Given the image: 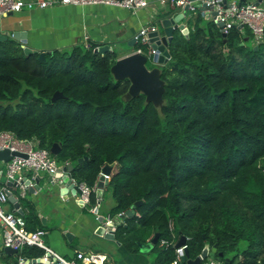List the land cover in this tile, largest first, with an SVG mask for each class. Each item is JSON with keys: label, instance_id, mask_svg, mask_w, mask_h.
Masks as SVG:
<instances>
[{"label": "trees", "instance_id": "trees-1", "mask_svg": "<svg viewBox=\"0 0 264 264\" xmlns=\"http://www.w3.org/2000/svg\"><path fill=\"white\" fill-rule=\"evenodd\" d=\"M191 23L187 36L174 29L160 65L159 107L143 93L123 97L129 80L113 77L118 55L94 50L99 42L55 48L43 60L12 37L0 39V130L48 149L57 143L52 155L89 186L108 164L110 214L140 212L116 226L128 249L158 233L153 250L171 264L174 246L160 239L183 234L192 258L216 243L230 264H264V40L256 44L238 27L223 35L199 15ZM56 90L63 96L53 101ZM94 202L91 191L87 208ZM22 215L27 228L42 227L31 207ZM20 252L36 257L43 249Z\"/></svg>", "mask_w": 264, "mask_h": 264}, {"label": "crops", "instance_id": "crops-1", "mask_svg": "<svg viewBox=\"0 0 264 264\" xmlns=\"http://www.w3.org/2000/svg\"><path fill=\"white\" fill-rule=\"evenodd\" d=\"M148 1L147 6L136 9L106 4L70 3L24 7L12 14L1 15L0 31L24 32L25 42L36 50H45V54L55 48H68L77 42L88 45L91 41L99 42L98 46L108 44L113 50H117L119 57L134 50L133 35L143 23L149 20L156 22L157 25L159 23L158 27L162 33L159 18L178 13L177 10H171L156 0ZM198 15L204 20L212 19L200 11L194 13L188 11L178 21L186 27V33H183L185 36L193 28L190 21ZM162 64L164 62H157L158 66ZM66 180L50 184L49 174L39 171L36 189L27 190L25 198L19 200V208L23 213H28L30 207L36 212L45 230L43 238L49 246L65 257L74 256L76 250L105 252L108 254L106 264H161L157 259L158 252L153 250L151 241L153 232L147 236V240L138 242V247L134 250L128 249L119 240L117 228L113 238L96 232V226L99 224L96 213L105 216L111 212L114 204L108 182L103 187L96 185L93 190L95 202L91 206L97 204V199L99 204L97 209H90L87 208L88 204L79 203L75 190ZM98 180L99 176L97 183ZM13 205L10 202L6 208L12 209ZM112 219L115 224L123 220L115 215H112ZM1 250L3 249L0 245ZM14 258L15 255L6 258L0 252V264H11Z\"/></svg>", "mask_w": 264, "mask_h": 264}, {"label": "built area", "instance_id": "built-area-1", "mask_svg": "<svg viewBox=\"0 0 264 264\" xmlns=\"http://www.w3.org/2000/svg\"><path fill=\"white\" fill-rule=\"evenodd\" d=\"M156 1L166 5L171 10L175 9L182 12V16L188 11H191V13L200 11L206 17H211L223 34H227L232 28L238 27L241 30L248 29L256 44L264 40V0ZM148 2V0H0V15L9 11H19L24 7H45L54 4H106L136 9L147 6ZM185 6L187 8L183 12ZM191 15L189 14V16ZM161 20L162 18H159V21ZM183 28H186L184 24ZM156 30H159L156 22L149 20L143 23L133 35L136 45L134 51L145 54L147 58H152L154 53L160 52L152 46L150 40V33ZM98 47L95 46L94 49L98 50ZM169 57L170 55L167 60ZM3 148L10 151V158L7 160L0 159V162H6L5 171L0 168V245L1 249L5 246L16 249L15 258L11 264H35L36 262L45 264L54 262L61 264H106L108 254L100 251L76 250L72 257L63 256L45 242L43 238L45 230L42 227L27 228L26 220L19 208V200L25 198L27 190H30L31 187L33 191L36 189V179H38L39 171H45L49 174L50 184L62 182L63 179H70L73 190H75L74 186H77L80 190L79 192L75 191V193L81 205L89 203L90 193L96 187L97 181L94 186H89L85 181L77 180L69 173V170L63 168L70 163L69 161L58 164L50 149L38 146L36 139L20 138L11 130H0V149ZM104 178L108 181L110 174L105 173ZM10 196L13 197V200L10 199ZM10 202L14 204V207L7 209L6 205ZM98 204L99 199H97V204L91 206L90 209L98 207ZM133 212L140 216L139 211L132 210ZM118 215L122 218L126 213L122 211ZM96 219L99 225L114 235L117 224L114 223L110 213L105 216L96 213ZM121 222L123 220L119 223ZM169 228L173 230V220L169 221ZM176 242L175 240L170 242L165 238H161L159 242L162 246L169 244L174 246V257L171 264H180L187 248V243L175 246ZM27 245H36L42 248L43 254L36 257L25 256L20 250ZM200 264H223V262L215 257H206L201 260Z\"/></svg>", "mask_w": 264, "mask_h": 264}, {"label": "water", "instance_id": "water-1", "mask_svg": "<svg viewBox=\"0 0 264 264\" xmlns=\"http://www.w3.org/2000/svg\"><path fill=\"white\" fill-rule=\"evenodd\" d=\"M226 1V0H225ZM187 6L183 8V12H185V9ZM12 11L7 12L4 15L12 14ZM1 16V15H0ZM182 17V12H178L173 17H162L161 20V26H162V33L159 30H156L154 32H151L150 40L152 41V46L157 48L158 51L153 54L152 60L156 62H164L167 60V57L170 55L168 50V44L172 38V34L175 28L180 29L182 33L186 32V28H183L182 23H178L180 18ZM11 36L14 39L20 41L22 43V47L25 53H31L38 51V58L39 59H45V50H36L29 46L25 42L26 35L24 32H17L13 31L12 33H5L3 31H0V39L5 38L6 36ZM225 35V34H223ZM134 41V39H133ZM255 47H257L255 45ZM100 51L112 49L108 44H102L98 47ZM96 50V49H94ZM147 56L143 53L137 52V51H131L123 56H119L116 58V60L111 64L110 71L115 79H122V78H128L129 85L126 90V92L123 94V97L125 99H129L131 97L137 96L140 93H143L145 95V100L147 102H152L155 106L159 107L163 103V97L162 94L165 90V80L161 77V67L158 65L155 66H148L146 64L147 62ZM63 96L62 92L59 90L54 91V93L51 96V100H56L57 98ZM50 151L53 154H57L59 151V146L57 143H53L50 147ZM16 153V152H12ZM10 158V151L7 148L0 149V159L7 160ZM81 160V158H79ZM72 167V164L69 163L65 165L63 168L70 170ZM110 173V166L108 164H105L101 168V173L99 175L98 180V187H103L105 183H107V179L104 178V174ZM37 180V179H36ZM70 186H72L70 179L66 180ZM75 191H80L77 186H74ZM32 187L30 188V190ZM99 191V190H98ZM10 199L13 200V197L10 196ZM141 203L140 200L136 201L135 204L137 205ZM97 209V206L95 207ZM132 210H127L126 214H131ZM96 232L99 235H103L108 238H113V234L110 232H107L105 228L101 225L96 226ZM67 232V236H68ZM159 234L155 233L151 239L152 242H155L158 238ZM186 243V237L182 234L180 235L178 241L175 243V246H179ZM3 252L7 254H14L16 252L15 248L5 246L3 248ZM206 257H215L218 260H222L223 264H230V257L224 256L223 251H217V244L215 243L213 246H209L208 244H205L202 248L201 252L195 256L190 257L188 249L186 248L184 255L181 258V264H200L201 260ZM52 264H61V263H52Z\"/></svg>", "mask_w": 264, "mask_h": 264}, {"label": "rangeland", "instance_id": "rangeland-1", "mask_svg": "<svg viewBox=\"0 0 264 264\" xmlns=\"http://www.w3.org/2000/svg\"><path fill=\"white\" fill-rule=\"evenodd\" d=\"M158 25H159V23H158ZM246 27V26H245ZM247 28V27H246ZM82 43V42H81ZM262 46H260V48H261ZM262 50H264L263 48H262ZM115 51H117V50H115ZM263 53H264V51H262ZM48 53V52H47ZM146 64L148 65V66H155V65H157V62L156 61H153L152 60V58H148L147 59V62H146ZM55 155V154H54ZM61 162H58V164H60ZM0 168H2L3 169V171H5V168H6V162H0ZM14 192H16V191H14ZM155 252H159V248H155Z\"/></svg>", "mask_w": 264, "mask_h": 264}]
</instances>
